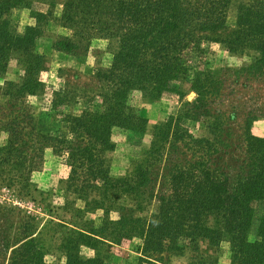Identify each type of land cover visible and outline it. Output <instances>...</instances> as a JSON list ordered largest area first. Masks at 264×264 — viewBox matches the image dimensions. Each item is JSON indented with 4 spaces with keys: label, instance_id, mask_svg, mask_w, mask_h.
Masks as SVG:
<instances>
[{
    "label": "trees",
    "instance_id": "16d2710c",
    "mask_svg": "<svg viewBox=\"0 0 264 264\" xmlns=\"http://www.w3.org/2000/svg\"><path fill=\"white\" fill-rule=\"evenodd\" d=\"M19 8L29 9L34 19L22 33L7 17ZM50 22L68 32L55 43L58 50L73 52L94 38L105 39L112 59L96 71L99 91L85 96L89 104L79 112L62 111L68 93L54 92L52 110L62 116L58 130L49 135L37 129L25 100L43 86L47 59L36 40ZM213 42L233 54L254 52L252 68L264 69V0H0V79L12 58L23 71L22 82L7 83L9 98L0 107V132L6 134L0 144V185L28 195L30 176L51 147L69 168L68 191L84 203L77 212H102L100 224L94 219H84L81 226L58 224L65 228L66 264H106L99 243L135 239L141 260L198 252L204 240L216 248L228 243L230 264H264V138L248 132L241 147L234 148L223 118L212 112L208 98L217 93L218 82L206 56ZM181 80L196 98L154 126L145 155L149 164H137L127 177H113L106 156L115 149L114 129H147L146 118L129 102L131 92L156 99L179 93ZM201 119L208 120L209 136H197L187 125ZM159 175L164 185L158 190ZM123 198L134 205L121 204ZM149 200L158 205L146 216ZM110 203L116 206L115 217ZM26 223L9 264H45L39 232ZM252 230L254 240L249 239ZM82 246L97 254L81 258ZM191 264L211 262L202 256Z\"/></svg>",
    "mask_w": 264,
    "mask_h": 264
},
{
    "label": "rangeland",
    "instance_id": "374dc122",
    "mask_svg": "<svg viewBox=\"0 0 264 264\" xmlns=\"http://www.w3.org/2000/svg\"><path fill=\"white\" fill-rule=\"evenodd\" d=\"M7 17L19 33L23 32L26 25L34 24L31 11L27 8L15 9ZM234 20L235 12L232 6L229 26L234 25ZM67 35V30L55 22H50L36 40L37 50L47 59V69L41 74L42 88L27 96L25 101L35 118L37 129L44 134L55 133L60 124L58 119L62 116L56 115L52 110L54 92L63 89L68 93V105L63 106L62 111L79 112L83 105L89 104L86 102L89 99H85V96L92 97L99 91L96 71L107 67L112 59L109 42L99 38H94L88 47L82 46L73 52L58 50L55 43ZM225 36L226 33H223L217 37L220 40ZM207 47V66L218 82L217 93L208 98L209 106L215 115L223 118L228 140L234 148H239L248 132L264 138V69L252 68L256 54L250 51L233 54L220 42H213ZM22 79L23 71L17 60L12 58L6 74L0 79V107L5 106L9 98L4 95L8 90L7 83L17 84L22 82ZM179 90V93L166 92L156 99L146 97L139 90L131 92L129 102L140 109L142 116L147 120V129L144 132L114 129L115 149L106 156L113 177H127L132 174L137 164L148 163L145 155L153 139L154 126L171 115L180 114L185 103L193 101L197 96L186 80L179 82ZM0 111L3 110L0 108ZM208 120L188 122L187 125L193 134L209 136L208 122L215 120ZM5 137L6 134L0 132V144ZM68 174L69 168L64 159L54 153L51 147H47L44 162L30 176L28 195H19L14 188L7 189L5 185H0V264H9L12 246L21 234L23 226L27 225L26 221L34 224L39 232V245L43 247L45 264L67 263L66 253L62 248V233L65 228L58 224L81 226L84 219H94L100 224V210L77 212V208H84V203L68 191ZM163 182V176L159 175L155 182L158 190L164 185ZM119 202L127 207L134 205L129 198H123ZM157 205V200L147 201L143 214L150 216L156 211ZM109 206L114 210L112 216L115 217L116 206L113 203ZM255 236L256 233L252 230L249 239L254 240ZM139 244L138 239L126 240L121 244L99 243L98 252L106 264H191L195 258L202 256L208 258L211 264H230L232 257L228 243L216 248L203 240L198 252L188 249L183 255L165 253L160 260V256H155L148 261L140 259L137 249ZM96 254L97 251L87 246H82L79 252L83 259Z\"/></svg>",
    "mask_w": 264,
    "mask_h": 264
}]
</instances>
